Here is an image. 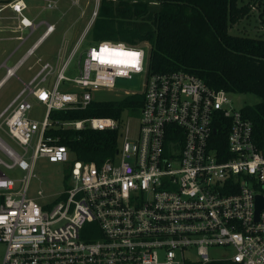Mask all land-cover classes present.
<instances>
[{"label": "built area", "instance_id": "built-area-1", "mask_svg": "<svg viewBox=\"0 0 264 264\" xmlns=\"http://www.w3.org/2000/svg\"><path fill=\"white\" fill-rule=\"evenodd\" d=\"M42 1L44 10L58 6V0ZM91 1V20L80 41L91 32L100 7V0ZM28 12L25 0H0V34L18 43L15 51L45 25L22 58L4 66L7 79L17 78L56 30L35 24ZM77 50L55 67L37 60L39 71L21 82L23 89L0 113V131L25 153L32 149V161L69 163L70 151L46 133L52 127L118 130L117 153L99 164L73 161L64 191L41 203L27 198L28 179L19 180L18 188L0 170L2 264H264V149L229 93L185 72L150 73L149 53L142 46L111 41L90 47L78 74L69 77ZM145 69L134 139L124 123L111 118L50 121L51 111L84 109L93 101L90 91L111 89L116 78L130 79ZM50 75L51 88L42 87ZM62 83L81 91L61 88ZM30 97L45 107L40 123L29 116ZM219 142L224 147L217 148ZM0 151L12 161L0 160V166L32 169L1 138ZM258 197L262 207L256 214Z\"/></svg>", "mask_w": 264, "mask_h": 264}, {"label": "trees", "instance_id": "trees-1", "mask_svg": "<svg viewBox=\"0 0 264 264\" xmlns=\"http://www.w3.org/2000/svg\"><path fill=\"white\" fill-rule=\"evenodd\" d=\"M253 8L264 25V0H100L91 37L127 46L147 43L150 73L181 71L212 89L255 96L258 102L241 112L264 149V38L229 33ZM139 19L150 23L133 22ZM142 106L143 95L135 94L120 101H92L84 109L51 111L49 118L52 123L111 118L121 126L124 112L139 113ZM46 133L58 137V144L82 162L99 164L118 150V130L52 127ZM216 147H224V143Z\"/></svg>", "mask_w": 264, "mask_h": 264}, {"label": "rangeland", "instance_id": "rangeland-1", "mask_svg": "<svg viewBox=\"0 0 264 264\" xmlns=\"http://www.w3.org/2000/svg\"><path fill=\"white\" fill-rule=\"evenodd\" d=\"M25 2L29 7L27 16L33 20L35 24L45 22L56 27L55 32L42 42L35 52V56H40L44 61H50L55 67L60 59L68 54L67 52H70L73 48L78 46L77 53L70 62L68 71L66 72V75L69 77L76 76L79 72V67H81L85 58V52L90 47H96L98 44L97 41L92 40L91 32L80 41L84 28L91 20L93 2L91 0H80L78 5L74 6L72 5V0H58V6L55 10H44V2L42 0H25ZM133 22L137 25H149L150 20L139 19L133 20ZM44 29L45 25H41L37 31L32 34L27 43L17 52L14 58H18L22 55L24 51L40 36ZM229 33L231 35L246 36L250 38H264V25L260 23L259 11L256 8H253L249 16L236 23L229 30ZM26 34L27 33H25L24 36ZM7 35L8 34H4L2 36L7 37ZM16 46L17 42H0V53H10ZM143 46H146L142 48L148 54L149 45L144 43ZM33 61L34 59L28 60L17 72L19 80L27 83V81L35 74L36 69H33L32 71L28 70V67L32 65ZM9 64L12 63L9 62ZM146 78V69L141 74L132 75L130 79L118 77L115 79L113 88H99L90 91L91 99L94 102H110L120 101L127 96L141 94L144 89ZM53 80L54 75L48 76L44 85L48 86L49 84H52ZM12 83L22 88L21 83L17 79L12 80ZM61 88H67L69 91L77 93L81 91L79 87L72 83H62ZM228 98L232 102L233 108L236 110H240L245 106L254 105L258 102V99L252 95L229 93ZM28 101L32 105V110L29 112L30 118L40 123L45 114V107L33 99H29ZM138 119V112L135 114L128 112L123 113V123L127 129L126 135L131 140L136 137ZM0 138L17 155L21 156L28 164L32 163L33 165L32 169L28 171H22L17 166H14L12 169L0 166V170L5 176L17 181L16 186L18 188L21 185L18 182L19 180L24 178L28 179L27 198L36 199L39 203H41L42 199H44L43 201H52L55 199L56 195L64 191L69 183L67 178L68 166L73 161L77 160L73 154L69 156V163L51 164L42 158L32 161V149L28 148V151L25 153L22 147L9 140L1 131ZM31 146L33 147L34 144H31ZM0 160L7 164H12V161H10L1 151ZM38 193H40V197H38ZM4 252L5 246L0 243V264H2Z\"/></svg>", "mask_w": 264, "mask_h": 264}, {"label": "crops", "instance_id": "crops-1", "mask_svg": "<svg viewBox=\"0 0 264 264\" xmlns=\"http://www.w3.org/2000/svg\"><path fill=\"white\" fill-rule=\"evenodd\" d=\"M4 34H0V42H4V41H8L6 40L8 37H10L9 35L6 36H2ZM5 39V40H4ZM18 45V43H17ZM23 47V46H22ZM20 47L17 51H15V49L17 48V46L10 52V53H0V113H2L4 111V109L7 108V106L11 103V101L20 93V91L23 89V85L21 82H23L22 80H19V78H5V67H12L18 60H20L25 53H23L22 55H20L18 58H14V56L17 54V52L22 48ZM36 53H33L26 61L25 63L30 60V59H34L33 63L31 66L28 67L29 71H32L33 69H36L35 74L39 71L40 69V65L37 63V60H41L42 63H50V61H44L43 58H41L40 56H35ZM13 61V62H12ZM9 62H11L12 64H9ZM24 63V64H25ZM57 63V62H56ZM55 63V64H56ZM51 64V63H50ZM58 64V63H57ZM5 66V67H4ZM21 69V68H20ZM19 69V70H20ZM18 70V71H19ZM17 71V72H18ZM34 74V75H35ZM34 75L30 78V80L34 77ZM17 76V73H16ZM18 80L21 83L22 88H20L19 86L15 85L14 83H12V80ZM28 80L27 83L30 81ZM54 81V80H53ZM25 83V82H24ZM45 84V83H44ZM42 85V87H45L47 89H50L52 84H49L48 86L46 85ZM29 99H33L32 97L28 98ZM34 100V99H33Z\"/></svg>", "mask_w": 264, "mask_h": 264}, {"label": "water", "instance_id": "water-1", "mask_svg": "<svg viewBox=\"0 0 264 264\" xmlns=\"http://www.w3.org/2000/svg\"><path fill=\"white\" fill-rule=\"evenodd\" d=\"M256 214H257V212L261 209V207H262V201H261V198L260 197H258L257 198V202H256Z\"/></svg>", "mask_w": 264, "mask_h": 264}, {"label": "snow or ice", "instance_id": "snow-or-ice-1", "mask_svg": "<svg viewBox=\"0 0 264 264\" xmlns=\"http://www.w3.org/2000/svg\"><path fill=\"white\" fill-rule=\"evenodd\" d=\"M129 55H131V56L135 57V56H137L138 54H129Z\"/></svg>", "mask_w": 264, "mask_h": 264}]
</instances>
